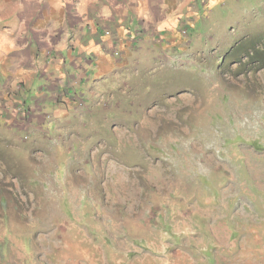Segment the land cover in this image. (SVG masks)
<instances>
[{
    "label": "rangeland",
    "instance_id": "1",
    "mask_svg": "<svg viewBox=\"0 0 264 264\" xmlns=\"http://www.w3.org/2000/svg\"><path fill=\"white\" fill-rule=\"evenodd\" d=\"M175 5L0 107V264H264V0Z\"/></svg>",
    "mask_w": 264,
    "mask_h": 264
},
{
    "label": "crops",
    "instance_id": "2",
    "mask_svg": "<svg viewBox=\"0 0 264 264\" xmlns=\"http://www.w3.org/2000/svg\"><path fill=\"white\" fill-rule=\"evenodd\" d=\"M174 6L175 0H0V107L13 111L38 80L54 92L82 76L107 74L117 63L114 49L130 48L132 22L142 26L152 11Z\"/></svg>",
    "mask_w": 264,
    "mask_h": 264
},
{
    "label": "trees",
    "instance_id": "3",
    "mask_svg": "<svg viewBox=\"0 0 264 264\" xmlns=\"http://www.w3.org/2000/svg\"><path fill=\"white\" fill-rule=\"evenodd\" d=\"M213 257H215V256L213 255ZM214 262H216V259L214 260Z\"/></svg>",
    "mask_w": 264,
    "mask_h": 264
}]
</instances>
